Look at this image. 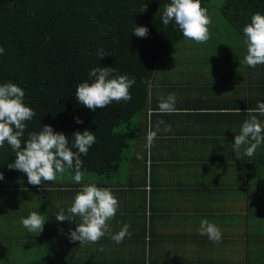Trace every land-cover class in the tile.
Listing matches in <instances>:
<instances>
[{
    "label": "trees",
    "instance_id": "obj_1",
    "mask_svg": "<svg viewBox=\"0 0 264 264\" xmlns=\"http://www.w3.org/2000/svg\"><path fill=\"white\" fill-rule=\"evenodd\" d=\"M210 1L200 0L207 11ZM170 2L0 0V46L4 48L0 85L12 82L24 89V103L36 113L25 122L22 143L29 133L39 132L44 125L64 133L70 147L76 131L88 129L96 137L87 155H81L85 172L81 183L73 180L74 172L69 170L72 176L68 180L31 185L26 173L8 168L16 159L11 146L5 142L0 147V172L4 177L0 180V264H184V260L185 264H264V249H254L258 240H264V206L260 205L264 203V173H258L253 160L244 163L249 170L244 191L248 204L243 207L246 223L243 227L241 207L235 206L232 229L228 227L233 250L230 256L228 248L226 258L222 252V257H215L208 251L213 243L225 249L221 231V240L213 242L200 234L201 221L183 214L179 220L168 222L170 208L154 206L153 190L148 192L147 185L158 183L147 182L145 153L129 156L113 174L123 150L134 146L138 135L144 141L140 126L144 127L141 120L151 77L156 65L184 37L174 21L167 26L161 21ZM145 4L147 10L140 12ZM219 11L245 38L243 27L254 13L264 14V0H222ZM135 24L146 26L148 35L137 37L133 33ZM100 48L108 55L99 59ZM94 67L114 68L113 77H134L136 82L129 89L131 100L114 101L95 111L80 104L75 96L77 85L93 81L89 72ZM77 117L82 123L76 122ZM238 178L235 199L242 197ZM89 183L109 189L117 198L119 208L108 224L112 234L129 225L131 236L121 243L107 233L96 243L70 241L69 230L76 228L80 217L63 222L56 219L61 209L67 214L77 192ZM33 211L46 220L40 233L30 232L21 223V218Z\"/></svg>",
    "mask_w": 264,
    "mask_h": 264
},
{
    "label": "crops",
    "instance_id": "obj_2",
    "mask_svg": "<svg viewBox=\"0 0 264 264\" xmlns=\"http://www.w3.org/2000/svg\"><path fill=\"white\" fill-rule=\"evenodd\" d=\"M223 20L227 22L224 17ZM242 39V49L225 46L227 51L211 52L210 45L199 46L193 40L182 38L176 52L168 54L155 67L141 120L144 127L140 126L145 138L143 141V136L138 135L125 158L145 153L147 182L158 183L147 185V190H153L156 208H170L168 222L188 214L195 221L207 219L220 229L226 240L225 249L218 248L216 243L208 248L215 257H222L220 252L228 257V248L232 254L228 227L232 229L235 206L241 207L243 227L246 223L243 207L248 204L244 191L249 184L248 177L245 180L249 170L244 163L253 160L258 173H264V143L251 157L244 155L248 145L241 147V157L233 149L235 135L249 118L247 109H256L258 102H264V64L253 68L243 63L247 46L245 38ZM168 61L175 63L176 68H171ZM169 94L176 96V111L160 113L159 103ZM257 117L264 125V116L257 114ZM168 127L170 131H165ZM149 132H156L150 146L146 139ZM123 165H118L117 171ZM237 176L242 182L240 199H235L233 191L238 189ZM263 246L264 240H258L254 249L263 251Z\"/></svg>",
    "mask_w": 264,
    "mask_h": 264
},
{
    "label": "clouds",
    "instance_id": "obj_3",
    "mask_svg": "<svg viewBox=\"0 0 264 264\" xmlns=\"http://www.w3.org/2000/svg\"><path fill=\"white\" fill-rule=\"evenodd\" d=\"M147 10L145 4L140 12ZM164 26L174 21L183 36L195 41L205 43L210 39L208 26L211 19L206 8L201 6L200 0H171L166 4L161 15ZM103 31V29H101ZM137 37H146V26L133 27ZM244 43L247 52L243 63L255 68L264 64V14L254 13L251 22L243 27ZM4 48L0 46V55ZM97 55L103 58L106 54L103 48L98 49ZM115 71L112 67H94L89 76L94 78L91 83L81 82L77 85L75 96L80 104L95 111L110 105L112 102L130 101L129 89L135 84V78L126 74L112 76ZM25 91L15 83L7 82L0 85V147L7 142L16 155L13 163L8 164L9 169H17L27 174L28 183L39 186L42 181L54 182L57 174L61 176L71 170L74 172L73 180L81 183L85 172L82 171L83 161L81 155H87L89 148L96 142L93 131L85 129L76 131L74 140L69 146V138L62 132H54L51 125H44L39 132H31L23 141L26 121H30L35 111L24 103ZM176 96L169 94L161 99L158 107L160 113H173L176 111ZM249 118L241 126L240 133L235 135L233 149L237 157H241L240 149L244 145V155L251 157L256 149L264 143V125L261 124L257 114L264 116V102H258L256 109L248 108ZM77 123H82L79 117ZM170 131V127L165 128ZM156 137V132H149L147 144L150 146ZM75 148L77 151H73ZM0 172V180H3ZM119 208V202L107 188H101L94 183L84 184L74 197L73 203L67 209H61L56 214L58 221L74 220L80 217L81 222L75 229L69 230L70 241H79V244L96 243L105 234L117 244L126 236L130 237L129 225L125 224L118 233L112 234L108 221L111 220ZM45 218L33 211L26 218H21L22 225L30 232L40 233L43 230ZM200 234L207 235L209 240L219 242L222 238L220 229L207 219L200 222ZM102 250V249H101Z\"/></svg>",
    "mask_w": 264,
    "mask_h": 264
},
{
    "label": "rangeland",
    "instance_id": "obj_4",
    "mask_svg": "<svg viewBox=\"0 0 264 264\" xmlns=\"http://www.w3.org/2000/svg\"><path fill=\"white\" fill-rule=\"evenodd\" d=\"M221 3H222V0H211L210 1V3H209L210 9L208 11V16L211 19V24L208 26V28H209V33H211L212 35H210V39L207 42L198 43V45L199 46H201L202 44L210 45L212 47L211 52L227 51L224 48L225 46L231 47V48L232 47H239L240 49H242V47H243L242 37H240L238 32L233 27H231L227 22H225L223 20V16L219 12V6ZM176 49H177V47L175 48V50ZM200 50H201V47H200ZM174 52H176V51H174ZM176 61L177 62L179 61V56L176 58ZM174 64L175 63L169 62V65L171 66V68H176L177 65L174 66ZM189 65H191V64H189ZM180 68H185V67L180 66ZM127 156H128V149L126 148L125 150H123L121 162H119L113 168V174H116V172L119 168L118 167L119 164H121L122 162H126L127 159L125 160V158ZM70 176H72L71 173L69 171H66L62 176L60 174H57V179L58 180H61V179L68 180V178ZM262 197L263 196L259 197V201L262 200Z\"/></svg>",
    "mask_w": 264,
    "mask_h": 264
}]
</instances>
